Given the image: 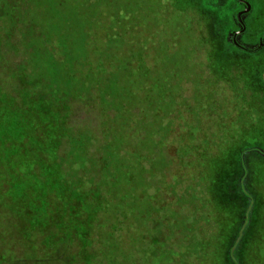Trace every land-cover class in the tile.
<instances>
[{
    "label": "rangeland",
    "instance_id": "374dc122",
    "mask_svg": "<svg viewBox=\"0 0 264 264\" xmlns=\"http://www.w3.org/2000/svg\"><path fill=\"white\" fill-rule=\"evenodd\" d=\"M244 1L239 49L236 0H0V105L51 146L19 181L0 146V264L264 261V0Z\"/></svg>",
    "mask_w": 264,
    "mask_h": 264
},
{
    "label": "trees",
    "instance_id": "16d2710c",
    "mask_svg": "<svg viewBox=\"0 0 264 264\" xmlns=\"http://www.w3.org/2000/svg\"><path fill=\"white\" fill-rule=\"evenodd\" d=\"M249 10H248V13H249ZM205 16H208V14H206ZM203 24H204V26H206V28L209 27L208 31H210V32L214 31L215 24L213 21L211 23H203ZM123 42H124V40H123ZM116 43L118 46L121 45L118 43L117 40H116ZM248 52L252 53V51H250V50ZM2 92H3V90H2ZM105 112L107 113V111H105ZM107 115H108V113H107ZM104 119H105V117H104ZM104 125H105V123H104ZM26 130L27 129H20L18 127V117H17L15 110L6 111L2 107V105H0V146L4 147L3 153L6 151L8 152V150H9V151H12V155L18 157L17 162L15 164H13L12 166L6 167V169L8 171L12 172V173H10V177L13 178V176H14V178H16V181H19L24 177L28 178L29 180H31L33 177H36L31 172L32 164L35 161H37V159L34 156V152H36V150L43 148V150L45 152L48 150L46 152V154L47 153H49V155L51 154V152H49L51 150V148H50L51 146H49L50 144L48 143V141L46 140L45 137H44V141H42V142H40V138L35 139L34 136L28 139V137L25 133ZM31 131H32V129L29 130L30 135H31ZM49 134H50V137L53 138V135L50 132H49ZM72 135H74V133ZM22 140H24L23 143H21ZM92 140H93V137H92ZM81 142H83V145H85L82 138H81ZM88 142H91V139H89ZM107 142H108V140L106 141V139L104 138V140L102 142H100L97 150L101 151L102 149H105L107 147ZM4 143H8L9 145H7L5 147ZM69 145L70 144H68V146ZM19 146H23V148L21 149V147H19ZM72 147L73 148L77 147V144L73 143ZM109 147L111 148L112 153L114 152V154H117V151L115 149H113L112 146H109ZM17 151H19V153H17ZM20 152H22V153L20 154ZM4 161H5L4 158L0 159V162H1L0 165L1 166H4L7 164V163H3ZM96 162L99 166L104 165V161L101 159L96 161ZM102 172L103 173L99 172L98 175H96L97 170H95V178L96 177L98 178L96 182L93 179L94 176L90 177L93 179L92 184L94 186L101 187V184H105V181L108 180V177H106L104 175V170ZM39 174L41 177H42V175H45L46 177H49V179H47L48 181L45 180V182H42L39 180L36 181V189L37 190H40V192H43V191L49 192L50 191L51 193H54V194L63 193L65 183L62 182L61 179L59 180L60 173L56 169V167H54L52 164L51 165H45V164L40 165V173ZM19 175H21V176H19ZM99 177L101 178V180ZM105 177L107 178V180ZM104 188H106V187H104ZM6 190H10V189L7 188ZM14 191H15L14 189L10 190V192H12V193ZM69 198H73V196L68 195V198L66 200H68ZM77 227H78V224H77V226H74V224H72V226H71V228L74 229V231H77ZM258 263L264 264V261L262 263H260V262H258ZM235 264H238V263H235Z\"/></svg>",
    "mask_w": 264,
    "mask_h": 264
},
{
    "label": "water",
    "instance_id": "95a60500",
    "mask_svg": "<svg viewBox=\"0 0 264 264\" xmlns=\"http://www.w3.org/2000/svg\"><path fill=\"white\" fill-rule=\"evenodd\" d=\"M236 1L242 2L243 5H244V8H243L242 10L236 12V13H235V16H234L236 22H237L239 25H242V24H241V16H240V14H243V13L247 12L248 9H249V5H248V3L245 2L244 0H236ZM242 30H243V28L241 29V31H242ZM239 31H240V29H238V30H236L235 32H233V36H232V41H231V42H232V44H233L234 47L239 48V49H245V47H242V46H240V45H238V44L236 43V36L239 34Z\"/></svg>",
    "mask_w": 264,
    "mask_h": 264
},
{
    "label": "flooded vegetation",
    "instance_id": "af4514ba",
    "mask_svg": "<svg viewBox=\"0 0 264 264\" xmlns=\"http://www.w3.org/2000/svg\"><path fill=\"white\" fill-rule=\"evenodd\" d=\"M242 14H240L241 16ZM242 25H239L240 26V31L239 33H241V29L243 28V23L241 22ZM244 29V28H243ZM235 32V31H234ZM232 36H233V33H232ZM232 36H231V41H232ZM236 43L239 45L238 41L236 40Z\"/></svg>",
    "mask_w": 264,
    "mask_h": 264
}]
</instances>
